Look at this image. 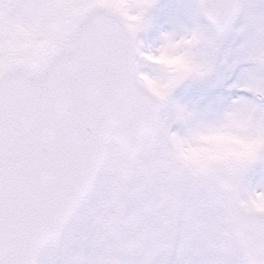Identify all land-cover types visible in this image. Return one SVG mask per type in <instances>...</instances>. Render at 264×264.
Segmentation results:
<instances>
[{"label":"snow or ice","instance_id":"6c2138e0","mask_svg":"<svg viewBox=\"0 0 264 264\" xmlns=\"http://www.w3.org/2000/svg\"><path fill=\"white\" fill-rule=\"evenodd\" d=\"M159 8L0 0V264H264V0Z\"/></svg>","mask_w":264,"mask_h":264},{"label":"clouds","instance_id":"9594fccd","mask_svg":"<svg viewBox=\"0 0 264 264\" xmlns=\"http://www.w3.org/2000/svg\"><path fill=\"white\" fill-rule=\"evenodd\" d=\"M129 2L130 0H116V4L120 9H124ZM128 20L130 25L135 24L137 17L130 16ZM149 59L153 64L165 65L172 71L181 74H191L198 71L195 65L180 55H169L165 52H160L154 56H150ZM144 86L157 95L161 94L165 87L157 85L149 79L144 80ZM203 140L207 147L184 148L182 154L185 158L198 162L226 159L229 157L245 158L253 155L258 147L256 142L240 140L228 132H217L204 137ZM256 207L264 209V198L258 196Z\"/></svg>","mask_w":264,"mask_h":264},{"label":"bare ground","instance_id":"6f19581e","mask_svg":"<svg viewBox=\"0 0 264 264\" xmlns=\"http://www.w3.org/2000/svg\"><path fill=\"white\" fill-rule=\"evenodd\" d=\"M175 10L176 9H174V7H172L170 4L165 3L164 0H160V8L158 9V14L161 16L162 19L166 18L169 12Z\"/></svg>","mask_w":264,"mask_h":264},{"label":"rangeland","instance_id":"374dc122","mask_svg":"<svg viewBox=\"0 0 264 264\" xmlns=\"http://www.w3.org/2000/svg\"><path fill=\"white\" fill-rule=\"evenodd\" d=\"M165 3L170 4L174 9L177 8L178 5L187 4L189 0H164Z\"/></svg>","mask_w":264,"mask_h":264}]
</instances>
